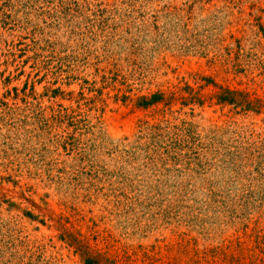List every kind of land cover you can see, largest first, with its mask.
I'll return each instance as SVG.
<instances>
[{
    "label": "rangeland",
    "instance_id": "rangeland-1",
    "mask_svg": "<svg viewBox=\"0 0 264 264\" xmlns=\"http://www.w3.org/2000/svg\"><path fill=\"white\" fill-rule=\"evenodd\" d=\"M86 258L264 264V0H0V264Z\"/></svg>",
    "mask_w": 264,
    "mask_h": 264
},
{
    "label": "trees",
    "instance_id": "trees-1",
    "mask_svg": "<svg viewBox=\"0 0 264 264\" xmlns=\"http://www.w3.org/2000/svg\"><path fill=\"white\" fill-rule=\"evenodd\" d=\"M233 92L229 90H222L220 93L216 95V100L217 103L219 104H233V98H229L232 95ZM158 96L157 95H152L150 96V99L148 100V104L155 103L157 100ZM83 264H98L96 260L86 258L83 260Z\"/></svg>",
    "mask_w": 264,
    "mask_h": 264
}]
</instances>
